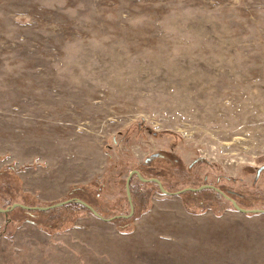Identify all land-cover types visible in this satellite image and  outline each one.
Here are the masks:
<instances>
[{"label":"rangeland","instance_id":"1","mask_svg":"<svg viewBox=\"0 0 264 264\" xmlns=\"http://www.w3.org/2000/svg\"><path fill=\"white\" fill-rule=\"evenodd\" d=\"M264 0H0V264H264ZM90 206L105 223L89 210ZM138 235V236H137Z\"/></svg>","mask_w":264,"mask_h":264},{"label":"water","instance_id":"2","mask_svg":"<svg viewBox=\"0 0 264 264\" xmlns=\"http://www.w3.org/2000/svg\"><path fill=\"white\" fill-rule=\"evenodd\" d=\"M134 174L140 181L144 182V183H150V182H153L155 184H157L159 190L161 193L165 194V195H168V196H178L184 192H196L200 189H203V188H206L207 186H203L202 188H199L197 190H194V189H186L184 191H180V192H177V193H168L166 191L163 190V188L161 187V184L158 180L156 179H150V180H145V179H142L141 176L139 175L138 172H133L130 174L129 178L127 179L126 181V194H127V199H128V202H129V205H130V213L128 216L126 217H121V218H124V219H129L132 214H133V207L131 205V198H130V194H129V188H128V185H129V179L131 178V175ZM215 191H217L219 194H221V192L217 189H213ZM222 195V194H221ZM223 196V195H222ZM226 200H228L233 208L239 212V213H242V214H264V210H243V209H240L237 207V205L235 204V202H233L232 200H230L229 198L223 196ZM73 201L70 200V201H65V202H62V203H58V204H55V205H52V206H48V207H25V206H22V205H19V204H14L11 206L10 209H6V210H1L0 209V213L1 214H6L8 212H10L11 210H13L14 208H19V209H22L24 211H39V212H46V211H50V210H53L55 208H59V207H62L66 204H69V203H72ZM75 203L77 204H80L81 206H83L84 208H86L87 210H89L91 212V214L96 217L97 219L105 222V223H111L113 219H103L101 218L90 206L86 205L85 203L81 202V201H78V200H75L74 201Z\"/></svg>","mask_w":264,"mask_h":264},{"label":"flooded vegetation","instance_id":"3","mask_svg":"<svg viewBox=\"0 0 264 264\" xmlns=\"http://www.w3.org/2000/svg\"><path fill=\"white\" fill-rule=\"evenodd\" d=\"M151 183H153V182H151ZM157 185V184H156ZM207 187L206 188H203V189H200V190H198V191H196V192H191V193H201V192H203V191H212V192H215V193H217V194H219L217 191H215V190H213V189H217L216 187H214V186H212V185H206ZM218 190V189H217ZM220 191V190H219ZM221 192V191H220ZM219 195H221V194H219ZM222 196V195H221Z\"/></svg>","mask_w":264,"mask_h":264},{"label":"crops","instance_id":"4","mask_svg":"<svg viewBox=\"0 0 264 264\" xmlns=\"http://www.w3.org/2000/svg\"><path fill=\"white\" fill-rule=\"evenodd\" d=\"M47 212V211H46ZM122 219H124V218H122ZM138 236V235H137Z\"/></svg>","mask_w":264,"mask_h":264}]
</instances>
